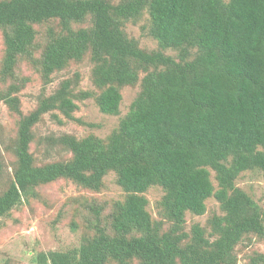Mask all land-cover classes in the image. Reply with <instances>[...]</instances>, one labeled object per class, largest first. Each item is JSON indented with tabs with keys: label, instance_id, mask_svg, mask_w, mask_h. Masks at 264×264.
I'll use <instances>...</instances> for the list:
<instances>
[{
	"label": "trees",
	"instance_id": "obj_1",
	"mask_svg": "<svg viewBox=\"0 0 264 264\" xmlns=\"http://www.w3.org/2000/svg\"><path fill=\"white\" fill-rule=\"evenodd\" d=\"M144 11L157 51L141 49L124 32L123 25ZM49 21H57L59 30L50 28L33 60V26ZM86 21L87 27L74 28ZM0 29L3 77L13 76L19 57H26L48 82L88 56L100 89L95 102L104 114L117 115L121 88L140 80L128 113L106 142L63 135L58 143L71 157L41 166L29 151L32 128L53 110L71 117L77 109L74 81H62L25 116L11 94L18 87L4 93L20 118L0 219L39 186L59 179L96 191L114 172L125 193L106 219L105 208L93 201L91 228L80 245L40 254L36 264H235V248L245 236L264 238V208L236 185L244 172L264 174V0H0ZM168 49L177 51V60L163 53ZM152 186L163 190L158 207L167 229L147 211L144 193ZM210 198L221 214L208 220L209 235L196 223L189 237L186 214H205ZM250 264H264V254Z\"/></svg>",
	"mask_w": 264,
	"mask_h": 264
},
{
	"label": "rangeland",
	"instance_id": "obj_2",
	"mask_svg": "<svg viewBox=\"0 0 264 264\" xmlns=\"http://www.w3.org/2000/svg\"><path fill=\"white\" fill-rule=\"evenodd\" d=\"M88 25L86 21L84 24L74 25V28ZM123 26L127 37L134 39L141 49L159 50L157 41L149 34L150 19L147 11ZM33 27L36 31V40L32 57L33 60H37L46 42L47 32L51 29L59 30V25L57 21H49ZM4 53L3 30L0 29V194L10 183L16 165L15 145L20 117L11 111L3 100L4 93L10 91L11 85L18 87V91H12L11 94L19 99V109L25 116L35 109L40 97L53 94L62 81H74L71 90L76 96L74 102L77 109L71 113V117L68 118L60 111L53 110L44 114L32 128L33 140L29 151L37 166L65 161L71 157L68 150L58 143V139L63 135H70L76 139L93 136L106 142L117 130L120 120L128 113L131 103L140 91V80L134 86L122 87L119 113L107 115L100 112L95 102L100 89L93 83L91 74L93 64L88 56L79 62H70L64 70L54 72L49 81L44 82L38 67L26 57H19L13 76L3 77L1 71ZM163 53L178 59L175 50L168 49ZM143 75L144 73L140 72L139 78L141 79ZM84 92L88 93L87 98H77ZM116 179L114 172H108L103 177L102 186L96 191L65 179L39 186L34 196L23 200L22 204L0 219V264H36L40 254L77 248L81 237L91 226L89 205L93 201L102 205L105 209L101 217L106 219L112 211L113 204L124 200L125 193ZM211 180L216 185L213 173ZM236 185L264 208L263 172L258 170L244 172L236 180ZM144 195L148 201L147 211L152 220L161 221L163 227L167 229L170 224L162 217L158 207L163 190L158 186H152ZM219 214L221 211L218 203L210 198L206 201L205 214L201 216L186 214L184 229L190 237L191 227L197 223L209 235L208 220ZM73 224L75 229L72 228ZM234 254L235 264H250L255 256L264 254V238L251 234L245 236L236 246ZM137 263L133 260L130 264Z\"/></svg>",
	"mask_w": 264,
	"mask_h": 264
}]
</instances>
